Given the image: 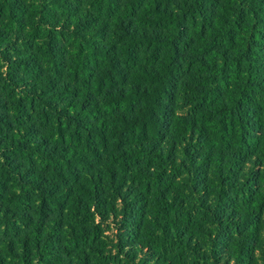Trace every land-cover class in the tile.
I'll return each mask as SVG.
<instances>
[{
    "label": "trees",
    "instance_id": "obj_1",
    "mask_svg": "<svg viewBox=\"0 0 264 264\" xmlns=\"http://www.w3.org/2000/svg\"><path fill=\"white\" fill-rule=\"evenodd\" d=\"M118 2L0 0V264H264V0Z\"/></svg>",
    "mask_w": 264,
    "mask_h": 264
},
{
    "label": "rangeland",
    "instance_id": "obj_2",
    "mask_svg": "<svg viewBox=\"0 0 264 264\" xmlns=\"http://www.w3.org/2000/svg\"><path fill=\"white\" fill-rule=\"evenodd\" d=\"M123 3H124V0H119V2H118V4H119L118 9H120V10H119V13H122V11H123V5H124ZM109 21H110V20H109ZM136 23H137V22H136ZM108 26H110V32H113V31H114V26H113V24L110 22ZM110 34H111V33H110ZM111 37H112V39L115 38V37L112 36V35H111Z\"/></svg>",
    "mask_w": 264,
    "mask_h": 264
}]
</instances>
